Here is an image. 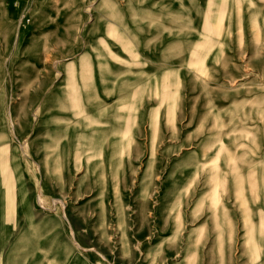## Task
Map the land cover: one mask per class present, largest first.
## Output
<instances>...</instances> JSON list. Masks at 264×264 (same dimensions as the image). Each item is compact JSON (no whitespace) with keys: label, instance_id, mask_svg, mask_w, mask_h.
<instances>
[{"label":"rangeland","instance_id":"rangeland-1","mask_svg":"<svg viewBox=\"0 0 264 264\" xmlns=\"http://www.w3.org/2000/svg\"><path fill=\"white\" fill-rule=\"evenodd\" d=\"M1 252L264 264V0H0Z\"/></svg>","mask_w":264,"mask_h":264},{"label":"bare ground","instance_id":"bare-ground-1","mask_svg":"<svg viewBox=\"0 0 264 264\" xmlns=\"http://www.w3.org/2000/svg\"><path fill=\"white\" fill-rule=\"evenodd\" d=\"M74 83L72 82V86H74L73 85ZM3 169H2V173H3V176L5 175V172H6V168H4V167H2ZM253 182V181H252ZM5 183V182H4ZM12 183V181L8 184L7 183V181H6V183L4 184V187H5V191H7L6 193H8V191L10 190V187H11V184ZM254 184V183H253ZM254 186V185H253ZM5 198H6V195L4 196V200H3V206H5V205H7V202H9V200L7 199V200H5ZM10 203V202H9ZM6 207V206H5ZM31 240H33V239H31ZM31 240H30V242H31ZM36 250H37V248H36ZM1 257H2V252H1V255H0V260H1ZM74 263L73 264H77L78 262H79V264H88V263H86V262H82V260H80V256H77V258H75V260L73 261Z\"/></svg>","mask_w":264,"mask_h":264}]
</instances>
